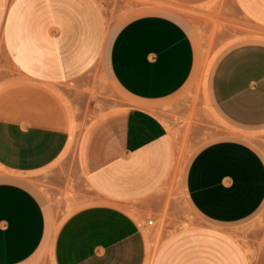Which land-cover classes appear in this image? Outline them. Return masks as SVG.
<instances>
[{
    "label": "crops",
    "instance_id": "obj_1",
    "mask_svg": "<svg viewBox=\"0 0 264 264\" xmlns=\"http://www.w3.org/2000/svg\"><path fill=\"white\" fill-rule=\"evenodd\" d=\"M231 2L264 31V0ZM106 19L99 0H0L5 58L23 77L63 85L104 59L135 103L91 131L86 183L92 199L59 228L32 189L0 182V264H25L45 248H51L53 264L146 263V216L158 208V192L177 161L173 114L189 115L174 99L196 73L197 52L186 26L169 15L133 17L114 35L108 34ZM209 91L217 112L232 125L264 127V41L227 50ZM165 105L170 113H160ZM17 121L0 118L5 167L35 172L59 159L69 140L65 130ZM185 189L192 208L210 225L183 228L161 245L151 264H252L227 227L264 211L263 153L238 138L211 141L192 157Z\"/></svg>",
    "mask_w": 264,
    "mask_h": 264
},
{
    "label": "rangeland",
    "instance_id": "obj_2",
    "mask_svg": "<svg viewBox=\"0 0 264 264\" xmlns=\"http://www.w3.org/2000/svg\"><path fill=\"white\" fill-rule=\"evenodd\" d=\"M99 1L106 12L109 35L133 17L162 13L186 26L197 52L196 73L174 99L179 109L189 108L188 117L173 114L176 126L172 135L181 160L177 157L180 162L176 161L170 180L158 192V208L146 216L147 221H154L144 229L147 250L154 257L161 245L183 228L210 225L192 208L185 189L187 167L202 146L221 138H238L264 155V127L245 129L232 125L217 112L209 91L213 70L222 55L238 44L264 41V31L244 19L231 0ZM134 104L116 84L104 59L70 83L41 85L23 77L7 62L0 39V118L61 129L69 135L59 159L39 171L18 172L0 162V182L16 181L32 189L59 228L92 199V189L86 183V149L91 131L108 115L126 111ZM169 106L165 105L160 113H170ZM70 125L74 126L73 134ZM197 125L205 129L198 131ZM227 228L245 245L252 264H264V211ZM25 264H53L51 248L42 249Z\"/></svg>",
    "mask_w": 264,
    "mask_h": 264
},
{
    "label": "bare ground",
    "instance_id": "obj_3",
    "mask_svg": "<svg viewBox=\"0 0 264 264\" xmlns=\"http://www.w3.org/2000/svg\"><path fill=\"white\" fill-rule=\"evenodd\" d=\"M207 76V75H206ZM73 132H74V126H72V134H73ZM177 150V149H176ZM178 157V155L176 156V158ZM176 158H175V161H176ZM180 160H181V158L180 157H178ZM179 159H177L178 161H179ZM180 162V161H179ZM179 162H177V163H179ZM175 164V163H174ZM176 165V164H175ZM175 165H174V167H175ZM176 168V167H175ZM174 168V169H175ZM179 169V168H178ZM176 171H177V169H176ZM172 173H174V171H172ZM141 222V221H140ZM147 234V233H146ZM152 259H153V253L150 251V249L148 248V257H147V260H146V263L145 264H151V262H152Z\"/></svg>",
    "mask_w": 264,
    "mask_h": 264
},
{
    "label": "built area",
    "instance_id": "obj_4",
    "mask_svg": "<svg viewBox=\"0 0 264 264\" xmlns=\"http://www.w3.org/2000/svg\"><path fill=\"white\" fill-rule=\"evenodd\" d=\"M153 223H154L153 220H149V221H148V224H149V225H153Z\"/></svg>",
    "mask_w": 264,
    "mask_h": 264
}]
</instances>
